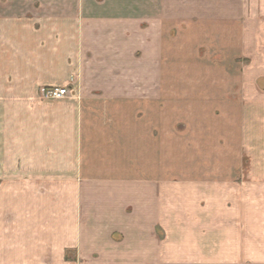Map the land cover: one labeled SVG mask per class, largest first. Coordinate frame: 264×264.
Segmentation results:
<instances>
[{"label":"crops","instance_id":"0c3cea01","mask_svg":"<svg viewBox=\"0 0 264 264\" xmlns=\"http://www.w3.org/2000/svg\"><path fill=\"white\" fill-rule=\"evenodd\" d=\"M159 4L153 16H87L82 0H0V133L11 134L0 140V264H67L70 256L74 264L225 262L263 253L252 200L255 159L244 172L240 156L220 162L232 194L221 195L225 184L217 188L216 256L187 247V232L180 244L174 239L177 229L194 227V217L186 213L178 222L184 201L178 212L174 179L153 166L161 164V143H175L177 132L175 102L165 98L171 81L161 76ZM252 42L264 52V31ZM41 87L68 88L69 95L43 100ZM217 95L216 101H232L221 118L232 117L226 124L241 142V131L255 123L246 118L257 116L253 98L243 110L240 93ZM161 228L170 230V252L161 250ZM200 237L192 242L201 245ZM176 244L186 252L174 250Z\"/></svg>","mask_w":264,"mask_h":264},{"label":"rangeland","instance_id":"374dc122","mask_svg":"<svg viewBox=\"0 0 264 264\" xmlns=\"http://www.w3.org/2000/svg\"><path fill=\"white\" fill-rule=\"evenodd\" d=\"M160 1L162 14L160 40L163 50L161 76L171 81L164 86L167 89L165 98L166 102L168 100L172 104L175 102L171 108H175L177 113V132L175 143L171 145L168 142L161 143V164L153 166L159 167L162 175L170 174V178L174 179L171 183L176 189L174 192L178 201L176 207L178 212L182 210L180 202L184 201L185 213L178 214V220H180L178 222L185 221L183 215L186 213L187 216L194 217V227L187 231L177 229L174 239L180 244L181 241H185V237H180V234L187 232L191 234L185 241L186 244L188 243L187 247L203 249L207 251L206 255L209 257L216 256L217 188H222V172L227 168V165H222L220 162L225 159L232 163L233 157L240 156L246 159L242 166L244 172L249 166L248 159H255V163L250 165L255 168V178H257L254 181L256 197L252 200L255 201L256 206L257 249L263 253L257 252L256 258L251 260L221 262L216 259L162 258L158 264H264V115L260 110L264 108L260 106L264 103L260 102L264 101V52L260 50L258 52L252 42L257 34L264 31V0ZM159 6V0H82L81 7L82 14L87 16L120 13L153 16L157 13ZM149 19L148 21L152 24L154 19ZM129 24H132L131 20ZM142 26H145V23ZM134 51L136 56L140 54L138 49ZM259 75L262 76L261 86L257 85L255 88L254 79ZM214 82L219 84H212ZM202 93H209V99L198 100L196 96L200 97ZM217 93L226 95L240 93L243 110L248 108L247 100L253 98L254 108L258 109L257 116L246 118L255 123H251V128L244 127L245 132L241 131V142H238L234 127L226 124L227 120L232 123V117L228 116L227 120L221 118L222 106L228 107L230 114L232 101L214 100L220 97ZM40 97L43 100H52L43 98L41 94ZM186 121L187 124H191V127L188 124L189 130L185 124ZM201 124H204L203 130ZM221 132H224L228 141L222 138L224 136ZM191 134L193 142L190 140L186 142V135L190 137ZM9 135L11 134L0 133V140ZM223 142H225L224 148L221 147ZM172 144L176 145L175 149ZM171 160L173 163L168 164L167 162ZM132 168L136 166L130 165L129 169L133 170ZM243 177L240 175L237 182L234 181L239 190L242 187ZM224 184L221 195L224 193L231 195L232 186L227 182ZM199 193L200 196H198ZM166 232L170 230L157 229L162 252H170L169 249L172 247L170 246L171 236L168 237ZM201 235L205 240L201 245H195L192 241L200 242ZM179 244L173 246L174 250L186 252L180 250L186 248ZM70 257L71 261H66L67 264H74L72 263L74 256ZM80 263L87 264L82 260ZM99 264L117 263L102 260Z\"/></svg>","mask_w":264,"mask_h":264},{"label":"built area","instance_id":"2783aa9c","mask_svg":"<svg viewBox=\"0 0 264 264\" xmlns=\"http://www.w3.org/2000/svg\"><path fill=\"white\" fill-rule=\"evenodd\" d=\"M40 94L43 98L58 100L68 96L69 90L68 88L42 87Z\"/></svg>","mask_w":264,"mask_h":264}]
</instances>
